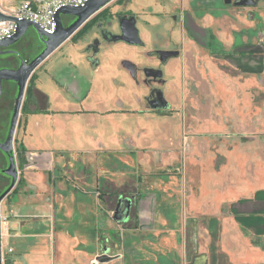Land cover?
Returning a JSON list of instances; mask_svg holds the SVG:
<instances>
[{"label":"crops","instance_id":"0c3cea01","mask_svg":"<svg viewBox=\"0 0 264 264\" xmlns=\"http://www.w3.org/2000/svg\"><path fill=\"white\" fill-rule=\"evenodd\" d=\"M24 1L0 0V9ZM235 1L113 0L35 68L12 186L0 152V196L11 186L0 201L8 264H88L100 253L118 254L100 264H191L198 255L203 264H264V0ZM124 19L139 42L117 38ZM59 51L67 61L51 62ZM160 51L176 54L162 61ZM82 59L88 70L77 69ZM166 62L159 79L183 73L203 100L192 91L183 118L179 101L145 83L144 71ZM61 66L79 73H54ZM8 85L0 141L17 91ZM152 88L163 95L158 108L147 102ZM229 130L237 141L220 142ZM121 197L131 200L124 222L113 219Z\"/></svg>","mask_w":264,"mask_h":264},{"label":"water","instance_id":"95a60500","mask_svg":"<svg viewBox=\"0 0 264 264\" xmlns=\"http://www.w3.org/2000/svg\"><path fill=\"white\" fill-rule=\"evenodd\" d=\"M113 0H86L83 5L74 6H62L56 14V28L53 33H47L43 31L38 24L31 22L27 19L18 20L11 14L0 9V22L1 21H14L16 23V31L10 38L0 39V55L6 53H14V50H3L16 43L26 33L29 27H32L35 34L42 44V50L30 61L27 59H19V66L17 68H0V95L2 94V82L9 81L16 84L17 91L16 96L13 100L12 113L9 120L6 136L4 140L0 141V152L5 155L8 159V167L4 170V173L12 178V184L15 183L17 178L16 161L13 152V139L16 129L18 116L21 109V104L26 88L27 81L31 73L35 68L45 60L55 49H57L63 42L69 39L75 34L94 14L104 8L109 2ZM230 1V0H228ZM256 0H236L235 5L250 6L255 4ZM68 15L72 18V21L64 24L61 16ZM125 26L120 22V28L122 34L121 39H126L130 43L139 42L137 31L134 25L131 23V32L129 36L125 34ZM91 50L93 53L98 51L99 40L95 39L91 43ZM90 49V47H89ZM175 52L160 51L161 60L164 61L167 56L174 55ZM133 74V73H132ZM163 99V95L160 92ZM165 104V103H164ZM9 187V189L11 188ZM5 191L0 196V201L9 191ZM131 210V200L129 198H119L113 211V219L116 221H124L129 217ZM1 233V228H0ZM109 260V257L103 256L100 261ZM1 264V263H0ZM191 264H203V256L198 255L194 257Z\"/></svg>","mask_w":264,"mask_h":264},{"label":"rangeland","instance_id":"374dc122","mask_svg":"<svg viewBox=\"0 0 264 264\" xmlns=\"http://www.w3.org/2000/svg\"><path fill=\"white\" fill-rule=\"evenodd\" d=\"M218 2H220V4H222V3H224V0H218ZM61 18H62V21H63L64 24L69 23L72 20V18L70 16H68V15H62ZM102 24H99L97 26V28L98 27H102ZM111 27L112 26L106 27L104 25L103 29L104 30H107L108 32L111 33V32H113ZM93 32L94 31H92L87 36V38H91ZM96 39H98V38H96ZM93 40H95V39H93ZM25 42H30V47L31 48L25 50V52L23 54L24 57L25 58L35 57L37 55L36 53L41 49V46H40L41 43L39 42V40H38V38H37V36L35 34V31L33 30L32 27H29L28 30L26 31V33L21 38L20 46H22V44L25 43ZM135 47L137 49L141 48L139 46H135ZM156 47H158V46L157 45H152V48H156ZM93 54L94 55H97L96 53H93ZM136 54H137V52H136ZM138 58L140 59V57H138ZM67 59L68 58L66 57V54L63 53L62 51H59V52H55L52 55L51 62L52 61H54V62L61 61L62 63H65L67 61ZM167 62L164 63V65L161 68L159 67L161 72L165 69V66H166ZM177 66H178V68L180 70H183L184 63L183 62H179L178 64L175 65V68ZM39 69L41 70V69H43V67L40 66ZM77 69L78 70H82V69H87L88 70L89 69V67H88V65L86 63V59H82V62L79 63V65L77 66ZM54 71H56V69ZM182 74L183 73H181V76L179 78H177L174 73H165V76L163 78L156 80V85H158L159 87H161V90L163 91L165 97H167L171 101V103H172L173 106H174V101H173V99L171 97H173L176 101H179L180 105L175 106V107H178V108L175 109L174 112L178 113L183 118V116H185V114H186V112L188 110V103L190 101L189 98H191V96H192V91H193V96H194V98H195V100L197 102H199L201 104L203 102V100H202V98L200 97L199 94H197L194 90H192L190 88L189 85L187 87V85L185 83V78L183 77ZM41 77H45V75L42 74ZM145 83L146 84L149 83L150 85L152 84V83H150V80L147 79V77H145ZM8 86H9L8 84H5L4 85L5 88H8ZM12 87H14V86H12ZM13 89L14 88H12V90ZM8 103H9V105H12V103H13V96L10 97ZM227 128H229V127L227 126ZM199 134H200V132H199ZM221 139H223V140H221L220 142H223L224 141L226 144H232L233 142L237 141V140H235V139H237V137H236V135H234V132L232 130H229L224 135H222L221 136ZM211 140H212V144L213 145L218 143V141H216L215 139H212L211 138ZM122 222H124V221H122ZM2 230H3V228H2ZM2 232H4V230ZM189 241H191V238L189 239ZM10 242H11L12 245L15 246V248H19L20 245H21V242L18 241L17 239H15V241H14V239H10ZM68 259H69V256L66 254L65 255V261H68Z\"/></svg>","mask_w":264,"mask_h":264},{"label":"built area","instance_id":"2783aa9c","mask_svg":"<svg viewBox=\"0 0 264 264\" xmlns=\"http://www.w3.org/2000/svg\"><path fill=\"white\" fill-rule=\"evenodd\" d=\"M86 0H26L22 2L14 11L7 12L18 20L27 19L39 25V27L47 32L53 33L56 28L55 14L62 6H80ZM16 31V23L14 21L0 22V39L10 38ZM17 167V166H16ZM18 173V170H17ZM11 212V211H10ZM7 219L6 215L0 212V228L2 223ZM13 251L12 247L4 246L2 240V232L0 233V263L8 264V254ZM103 256L114 258L118 254L100 253L95 255L88 264H100Z\"/></svg>","mask_w":264,"mask_h":264},{"label":"flooded vegetation","instance_id":"af4514ba","mask_svg":"<svg viewBox=\"0 0 264 264\" xmlns=\"http://www.w3.org/2000/svg\"><path fill=\"white\" fill-rule=\"evenodd\" d=\"M121 22L125 26L124 27L125 28V34L127 36L131 35L130 34V32H131L130 20L124 19ZM20 41H21V39H19L16 43L11 45L10 47L3 49V50H14L15 52L0 55V68H17L19 66V59L20 58L21 59H27L28 61H30L32 58H34V57H31V58H25L24 57L23 54H24L25 50L31 48L30 42H25L22 44V46H20ZM91 43H92V41H91ZM91 43L89 44L90 49H91V46H90ZM40 46H41V49L38 52H40L43 48L42 44H40ZM38 52L36 54H38ZM159 57L161 58V55H159ZM54 73H79V71L72 70L67 66H61V68L54 71ZM130 73L136 74L137 70L134 68L132 69V67H131ZM144 73L148 75L147 79L152 80V81L159 79L160 75H161L160 74L161 72L159 69H152V70L148 69V70H145ZM11 83H13V82H9V81H3L2 82V93L6 94L8 91L7 88L4 87V85L5 84H11ZM147 102H148V105H150L152 107H155V108L160 107L164 102V100L161 97L160 90H158L157 88H152L150 96H148V98H147Z\"/></svg>","mask_w":264,"mask_h":264},{"label":"trees","instance_id":"16d2710c","mask_svg":"<svg viewBox=\"0 0 264 264\" xmlns=\"http://www.w3.org/2000/svg\"><path fill=\"white\" fill-rule=\"evenodd\" d=\"M104 13V10L98 12L94 17H92L89 21H87L72 37L71 39L72 40H78L79 38H81L99 19V16ZM31 79L26 87V90H25V99H24V102H23V105H22V108L21 110L24 109L25 107V102L27 100V96L29 95L30 93V90H31V87H32V84H31ZM18 149V148H17ZM17 156L19 157L20 154L19 152H17Z\"/></svg>","mask_w":264,"mask_h":264}]
</instances>
